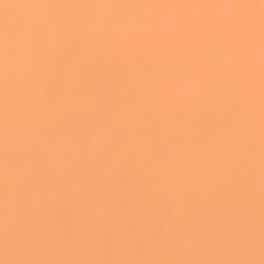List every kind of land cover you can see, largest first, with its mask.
Listing matches in <instances>:
<instances>
[{
	"label": "rangeland",
	"instance_id": "1",
	"mask_svg": "<svg viewBox=\"0 0 264 264\" xmlns=\"http://www.w3.org/2000/svg\"><path fill=\"white\" fill-rule=\"evenodd\" d=\"M0 264H264V0H0Z\"/></svg>",
	"mask_w": 264,
	"mask_h": 264
}]
</instances>
